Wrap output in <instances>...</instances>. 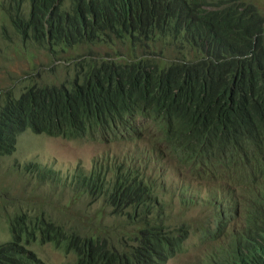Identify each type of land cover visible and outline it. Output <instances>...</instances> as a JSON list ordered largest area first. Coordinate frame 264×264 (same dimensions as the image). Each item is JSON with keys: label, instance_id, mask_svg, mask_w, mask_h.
Listing matches in <instances>:
<instances>
[{"label": "trees", "instance_id": "trees-1", "mask_svg": "<svg viewBox=\"0 0 264 264\" xmlns=\"http://www.w3.org/2000/svg\"><path fill=\"white\" fill-rule=\"evenodd\" d=\"M0 14L7 49L57 57L93 37L121 45L116 56L78 51L75 79L0 100V156L27 130L138 146L65 184L89 210L106 201L86 215L89 230L38 220L39 234L64 238L74 264H264V14L255 0H5ZM108 219L116 232L146 227L111 242L91 229H110ZM19 229L0 246V264H43Z\"/></svg>", "mask_w": 264, "mask_h": 264}, {"label": "rangeland", "instance_id": "rangeland-1", "mask_svg": "<svg viewBox=\"0 0 264 264\" xmlns=\"http://www.w3.org/2000/svg\"><path fill=\"white\" fill-rule=\"evenodd\" d=\"M4 1L0 0V6ZM255 2L264 14V0ZM93 38L95 41L90 47H73L72 50L67 49L68 51L59 49L57 57L52 55L51 51L36 46L28 51H25L26 45L18 47L17 50L14 47L7 49V41L0 40V100L4 101L10 92L20 99L22 96H17L31 85H45L64 81L66 78L75 79L77 73L70 71L69 68L75 66L78 51L95 54L102 52L116 56V51L121 48L120 43L110 37L105 44L97 45L95 42L98 38ZM4 54L13 58H6ZM58 58L63 61H59ZM64 64H67V67ZM56 84L62 85L61 82ZM137 151L136 143L72 141L51 138L47 134L32 130L22 133L16 151L10 155L0 156V246L15 243L18 240L16 232L21 228L26 231L22 245L41 263L74 264L77 259L74 255H68L64 238L51 242L50 238L37 232L42 228L37 221H46V226H51L49 223L56 224L66 231H76L75 228L89 230L92 225L87 223L86 215L104 211L105 207H108L107 203L102 201L100 206L99 203H93L92 209L89 210L84 205L85 200L76 198L77 191L72 193L65 184L79 174L89 179L88 177L96 169L99 170L100 166H104V169L109 167L115 161L112 158L120 156L132 158L137 155ZM90 202L92 203V200L88 204ZM109 211L112 213L110 209ZM24 213L28 214L27 220L18 228L11 221L17 217L20 222L23 221ZM106 223L110 229L99 228L96 224L91 229L103 238H109L111 242H114L112 238L114 235L126 240L127 233L140 232L146 227L144 220H139L136 224L127 226L124 232L120 230L116 232L113 228L118 221L108 219ZM15 226L17 229L13 231ZM30 229L33 230L31 238L27 233L31 231ZM171 263L174 264L173 261Z\"/></svg>", "mask_w": 264, "mask_h": 264}, {"label": "flooded vegetation", "instance_id": "flooded-vegetation-1", "mask_svg": "<svg viewBox=\"0 0 264 264\" xmlns=\"http://www.w3.org/2000/svg\"><path fill=\"white\" fill-rule=\"evenodd\" d=\"M101 201H102V200H101ZM101 201H100V202H101ZM103 201H104V200H103ZM100 202H99V203H100ZM105 202H106V201H105ZM32 263H33V264H38L37 261H34V262H32Z\"/></svg>", "mask_w": 264, "mask_h": 264}]
</instances>
